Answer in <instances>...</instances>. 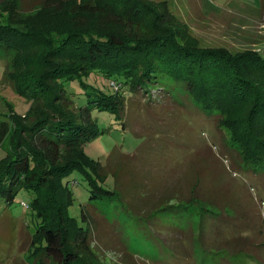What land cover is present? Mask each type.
Here are the masks:
<instances>
[{
	"label": "rangeland",
	"instance_id": "rangeland-1",
	"mask_svg": "<svg viewBox=\"0 0 264 264\" xmlns=\"http://www.w3.org/2000/svg\"><path fill=\"white\" fill-rule=\"evenodd\" d=\"M19 2L21 17H39L47 24L45 29L71 28V12L40 11L35 0ZM143 2L148 9L138 24L127 22L120 3L112 2L116 17L121 15L120 32L145 35L155 26H172L201 49L233 54L253 51L264 56V0ZM160 12L163 15L156 17ZM249 69L264 82V71L253 65ZM4 73L0 59V119L24 116L30 104L12 91ZM82 82L109 89L96 74L65 82L64 87L78 95ZM158 91L150 92L148 109L126 102L124 129L112 115L94 113L104 132L87 143L83 153L105 167L104 184L116 195L102 204L85 206L86 186L78 179L71 188L75 198L69 213L80 219L84 205L88 229L85 243L71 237L74 249L82 252L88 264H264V168H243L239 135L246 125L245 113L232 110L229 120L218 123L207 119L201 109L183 108ZM176 99L182 103L179 96ZM33 117L24 116L21 123L28 125ZM17 134L15 130L4 138L0 162L5 150L12 154ZM72 154L67 149L52 151L60 158ZM17 200L5 213L0 211V264H44L35 257V216L19 203H28L31 195L22 193ZM187 203L195 208L191 218L154 214L161 207ZM74 230L69 225V231Z\"/></svg>",
	"mask_w": 264,
	"mask_h": 264
},
{
	"label": "trees",
	"instance_id": "trees-1",
	"mask_svg": "<svg viewBox=\"0 0 264 264\" xmlns=\"http://www.w3.org/2000/svg\"><path fill=\"white\" fill-rule=\"evenodd\" d=\"M35 1L40 11L71 12V28L45 29L47 24L39 17H21L19 0H0L4 76L12 91L30 104L24 116L34 114L28 125L21 123L24 116L0 119V147L10 132H18L12 154L5 150L0 162V211L5 213L17 204L20 194L31 195L28 203H19L35 216L33 235L38 242L32 252H37L35 257L42 263L88 264L70 241L72 237L85 243L88 229L84 205L80 219L69 213L75 198L71 188L78 185V179L86 186L85 206L102 204L116 195L104 184L105 167L83 153L84 146L104 132L94 113L112 115L124 129L126 102L148 109L150 92L157 89L176 105L201 109L207 119L218 123L230 111H241L246 123L239 135L243 168H264V82L249 69L253 65L264 71L263 55L201 49L172 26H155L145 35L120 32L121 15L116 17L118 10L112 2L120 3L127 22L138 24L148 9L143 0ZM91 74L101 77L109 89L82 82L81 94L66 91L65 82L81 81ZM177 96L182 103L176 102ZM54 149L73 154L60 158L52 155ZM194 211L192 203H187L161 207L154 214L191 218Z\"/></svg>",
	"mask_w": 264,
	"mask_h": 264
},
{
	"label": "built area",
	"instance_id": "built-area-1",
	"mask_svg": "<svg viewBox=\"0 0 264 264\" xmlns=\"http://www.w3.org/2000/svg\"><path fill=\"white\" fill-rule=\"evenodd\" d=\"M24 206V204H22Z\"/></svg>",
	"mask_w": 264,
	"mask_h": 264
}]
</instances>
